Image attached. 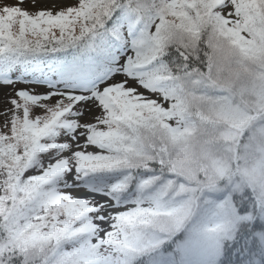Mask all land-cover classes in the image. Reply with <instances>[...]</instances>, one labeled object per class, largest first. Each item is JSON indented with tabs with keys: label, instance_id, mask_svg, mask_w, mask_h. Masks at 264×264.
I'll use <instances>...</instances> for the list:
<instances>
[{
	"label": "snow or ice",
	"instance_id": "obj_1",
	"mask_svg": "<svg viewBox=\"0 0 264 264\" xmlns=\"http://www.w3.org/2000/svg\"><path fill=\"white\" fill-rule=\"evenodd\" d=\"M256 95L264 0H0V264H176L169 160Z\"/></svg>",
	"mask_w": 264,
	"mask_h": 264
},
{
	"label": "rangeland",
	"instance_id": "obj_2",
	"mask_svg": "<svg viewBox=\"0 0 264 264\" xmlns=\"http://www.w3.org/2000/svg\"><path fill=\"white\" fill-rule=\"evenodd\" d=\"M206 119L209 127L190 134L169 160L182 179L166 188V206L150 225L155 236L144 245L153 250L180 232L176 264H220L224 241L250 217L237 212L234 194L251 189L264 207V97H248L238 114L209 112ZM257 236L264 253V235Z\"/></svg>",
	"mask_w": 264,
	"mask_h": 264
},
{
	"label": "trees",
	"instance_id": "obj_3",
	"mask_svg": "<svg viewBox=\"0 0 264 264\" xmlns=\"http://www.w3.org/2000/svg\"><path fill=\"white\" fill-rule=\"evenodd\" d=\"M232 200L234 206L237 208L238 213L244 214L250 212V217L243 219L237 224V228L235 229L234 236L231 240L224 241L218 262L220 264H231L230 257L233 247V240L234 238H240L241 236H248L252 241V248L246 256L248 262L252 261L253 259L263 260V248L257 233L259 232L264 235V207H258L259 205H257V198L254 196L253 191L248 188L243 189L242 193L240 194H234ZM173 236H175V243L177 244L181 238V234L179 236ZM172 237L169 240H171ZM221 256H223V259H221Z\"/></svg>",
	"mask_w": 264,
	"mask_h": 264
}]
</instances>
